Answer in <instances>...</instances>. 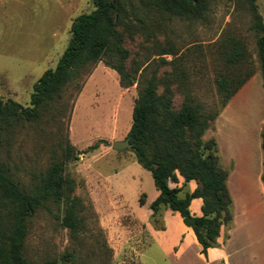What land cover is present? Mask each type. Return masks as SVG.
I'll list each match as a JSON object with an SVG mask.
<instances>
[{
  "label": "rangeland",
  "instance_id": "rangeland-1",
  "mask_svg": "<svg viewBox=\"0 0 264 264\" xmlns=\"http://www.w3.org/2000/svg\"><path fill=\"white\" fill-rule=\"evenodd\" d=\"M253 1L264 21V0ZM91 8V0H0L2 100L28 104L32 83L43 70L54 67L65 48L71 21ZM148 15L143 30L124 31L127 35L123 45L129 52L125 67H130L131 60L144 61L142 66H157L156 75L163 76L171 71L172 64L159 63V57H172L158 54V50L171 45L175 56H180L177 65L185 70V88L200 104L201 111H216L215 118L224 107L219 105L214 85L216 73L225 71L219 50L228 38L243 43L245 55L239 63L238 76L251 71L249 78L253 79L232 103L238 125L221 119L219 135L226 144L231 143L236 155L251 161L254 154L250 128L256 122L264 91L255 33L249 28L248 4L245 0H208L206 11L198 19L160 15L153 10ZM170 88L172 104L178 107L184 90L174 82ZM160 90L159 85L157 91ZM135 95V83L120 86L117 73L99 60L78 81L63 88L51 108L58 117L26 123L8 134L5 152L24 183L32 173L45 168L53 151L59 153V138L66 137L73 145L75 157L64 163V172L73 179V193L82 204L83 227L76 245L78 264H140L137 255L144 247L146 256L140 258L145 264H169L155 246L146 247L149 239L144 224L131 213L138 198L154 189L149 171L134 160L130 150L110 147L112 140L125 137ZM214 119L205 131L214 128ZM98 138L107 144L79 153ZM240 171L231 178L235 190H256L252 178L246 179ZM160 219L158 214L152 220L148 216L153 228H162ZM72 243L66 228L45 209H38L29 219L24 254L31 261L40 263L44 258L56 257ZM100 243L105 249L100 248Z\"/></svg>",
  "mask_w": 264,
  "mask_h": 264
},
{
  "label": "trees",
  "instance_id": "trees-1",
  "mask_svg": "<svg viewBox=\"0 0 264 264\" xmlns=\"http://www.w3.org/2000/svg\"><path fill=\"white\" fill-rule=\"evenodd\" d=\"M251 14L249 28L255 33L256 57L264 90V21L256 11L253 0H245ZM90 11L73 18L69 38L53 68L42 71L32 83L28 104L23 106L11 99L0 98V264H78V235L83 227L81 201L73 193L74 181L64 172V163L75 157L73 145L66 137L59 138V153L50 154L45 168L22 182L9 161L5 145L9 133L18 126L47 121L58 117L51 110L63 88L75 83L97 61L113 69L118 83L127 87L135 83L136 95L131 107V120L125 134L131 144L134 160L149 171L157 195L148 203L149 217L161 215L169 209L177 212L184 225L190 227L200 252L216 244L221 226L232 220V202L226 187L228 170L220 163L213 137L203 138L217 112H203L185 88V70L177 65L180 56L171 45L161 47L158 54L171 55L170 60L159 57V63L172 64V69L157 76V66L148 69L144 61L125 60L129 55L123 45L124 31L143 30L151 10L157 14L179 18L198 19L207 9L208 0H91ZM245 55L243 43L228 38L222 43L219 56L225 71L216 73L214 85L220 107L230 99L250 77L247 71L241 77L239 63ZM174 62V63H173ZM177 62V63H175ZM182 87L183 98L178 107L172 104L170 83ZM161 86V90L157 89ZM260 148L263 153L260 180L264 185V126L260 130ZM99 144L98 138L79 153L90 152ZM176 175L182 178L179 186ZM188 180H194L191 191L183 190ZM201 199L200 215L188 209L191 198ZM143 203V198H138ZM52 213L61 227L66 228L72 246L58 256L35 263L24 254L28 221L38 209ZM161 227V225H160ZM100 243V248L105 249Z\"/></svg>",
  "mask_w": 264,
  "mask_h": 264
},
{
  "label": "crops",
  "instance_id": "crops-1",
  "mask_svg": "<svg viewBox=\"0 0 264 264\" xmlns=\"http://www.w3.org/2000/svg\"><path fill=\"white\" fill-rule=\"evenodd\" d=\"M253 78H249L234 95L230 97L217 117L214 119V130L204 132L203 138L213 137L216 142L220 163L228 170L226 187L232 202L231 224L221 226L215 239L216 244L200 252V245L190 227L183 224L177 212L165 209L161 213L162 228H153L148 222L150 210L148 203L157 195L154 188L148 195L143 196L144 202L137 203L131 210L132 215L144 224L148 235V244L153 245L169 264H264V185L260 180L263 170V153L260 148V130L264 126V97L255 124L250 128L254 157L248 161L236 155L231 143L221 140V119L227 123L238 125V117L232 107L233 100L243 91ZM264 91V90H263ZM243 110V108H241ZM237 121V123H236ZM252 145H250L251 147ZM230 148V149H229ZM246 165V167H245ZM241 170L246 179L252 178L256 190H235L231 180L233 174ZM240 171V173H242ZM176 182H168L169 186H179L182 178L176 175ZM186 190L191 191L194 180L186 182ZM201 199L193 197L188 203V209L193 215H200ZM145 247L138 252L140 264H145L140 257L146 256ZM171 257L172 259H168Z\"/></svg>",
  "mask_w": 264,
  "mask_h": 264
},
{
  "label": "water",
  "instance_id": "water-1",
  "mask_svg": "<svg viewBox=\"0 0 264 264\" xmlns=\"http://www.w3.org/2000/svg\"><path fill=\"white\" fill-rule=\"evenodd\" d=\"M110 147L113 150H122V149L131 150V144L128 142L127 137H124L121 140H112L110 142Z\"/></svg>",
  "mask_w": 264,
  "mask_h": 264
}]
</instances>
